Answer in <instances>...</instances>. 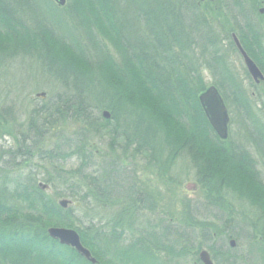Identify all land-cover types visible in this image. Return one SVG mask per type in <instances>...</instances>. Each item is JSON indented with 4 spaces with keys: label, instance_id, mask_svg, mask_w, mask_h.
<instances>
[{
    "label": "trees",
    "instance_id": "trees-1",
    "mask_svg": "<svg viewBox=\"0 0 264 264\" xmlns=\"http://www.w3.org/2000/svg\"><path fill=\"white\" fill-rule=\"evenodd\" d=\"M38 3V0H0V54H10L12 49L32 53L45 71L55 75L64 84L65 92L71 94H58L33 107L26 119L25 133L17 137L16 151H4L0 156L4 153L21 161L29 155L28 151H38L42 165L54 167L57 159L70 155L77 157L79 165L73 170L71 188L64 191H58L57 187L59 183L67 186V178L55 177L53 167L49 171L40 166L44 170L41 177L28 174L11 182L0 177V264H93L70 246L52 239L46 232L51 226L77 230L82 245L98 264H158L156 256L160 251L171 254L175 251L170 246L157 247L154 230L149 232L151 242L139 238L123 245L121 237L125 230H117L121 224L117 214L109 220L86 218L88 224L81 227L68 212L69 205L62 208L55 202L53 196H66L89 209H103L110 203L111 190L104 188L105 193L98 188L100 179L92 167L91 156L83 148L86 144L82 143L83 135L77 139L78 143L66 144L67 152L60 150L58 142L57 147L43 148L49 129L67 119L95 131L94 121L103 117L104 122L114 125L110 140L119 139L136 152H150L157 145L161 148L157 155L160 157L154 158L156 162L164 159L160 161L164 164H159L163 171L178 156H186L203 192L213 195L220 190L229 191L249 201L264 216V184L257 179L251 157L243 150L227 147L228 137L221 139L216 134L199 99L207 87L201 72L205 67L214 76L212 83L228 114L235 111L239 121L245 113L255 126V134L250 130L252 143L264 140L259 106L250 100L228 69L230 64L220 44L225 38L236 52L230 38L234 32L257 66L264 65L261 35L250 21L242 0H233L231 6L222 5L230 24L224 36L210 30L208 16L196 0H71L65 8L67 13L63 14L74 18L70 31L58 13L66 3L59 6L53 2L58 8L53 3L50 6ZM76 27L84 30L86 42L89 41L86 44L92 50L89 52L85 40L77 34L79 44L84 45L79 63L67 59L63 53L64 48L72 50L68 44L76 38L73 35ZM95 28L111 42L112 53L98 41ZM90 36L97 46L91 44ZM226 84L231 85V90L224 88ZM91 108L106 110L109 118L102 114L95 118ZM255 147L264 158L263 152ZM80 168H90L94 173L84 174ZM66 173L69 177L71 171ZM100 174L103 177L100 184L104 185L108 173L103 168ZM39 182L46 183L50 190L42 189ZM124 185L121 179L112 188ZM141 202L134 194L129 211L137 212L143 207ZM211 238L212 234L207 233V240ZM207 249L213 251L211 246Z\"/></svg>",
    "mask_w": 264,
    "mask_h": 264
},
{
    "label": "rangeland",
    "instance_id": "rangeland-1",
    "mask_svg": "<svg viewBox=\"0 0 264 264\" xmlns=\"http://www.w3.org/2000/svg\"><path fill=\"white\" fill-rule=\"evenodd\" d=\"M38 1V4L43 6H50L53 3L52 0H49L50 4H42L40 3L41 0ZM70 2L71 0H66V5L60 8L58 12L69 26V31L74 24V18L68 15L64 17L63 14L67 13L65 8ZM198 2L200 5L198 7L201 9L203 7V11L208 16L210 30L224 36L229 31L230 24L222 5L226 3L227 6H231L233 0H196L197 5ZM242 4L249 11L250 21L255 23V28L261 35L264 49V0H242ZM56 7L58 8V6ZM42 8L44 9V7ZM56 10L53 11L54 14ZM88 11L93 12L92 9ZM46 20L49 19L46 18ZM40 24L43 23L40 21ZM30 27L35 31L32 25ZM38 28L39 26L36 27V30ZM76 28L73 31L76 38H72L68 44L72 50L64 48L63 53L66 54L67 59L79 63L80 59L83 58L80 54L81 46H84L83 43L79 44L81 37L85 40L84 44L89 52L92 50L86 44L89 41L86 42L88 39L84 30H81L80 27ZM93 30L96 32L94 35L98 41L112 53L111 42L99 34L98 29ZM77 34L81 37H77ZM232 34L235 35V33H230L231 41H233ZM223 39L222 49L226 54V60L230 64L234 78L245 90L250 100H255L258 104V109H260L258 116L264 124V65H258L263 79L256 82L248 74L238 51H233L227 40ZM90 42L97 46L91 36ZM13 51L14 49L11 50L10 54L9 52L5 55L0 54V153L16 151L17 137H21L25 133L26 119L33 107L39 106L42 101L58 94H71V92H65L64 84L58 81L55 75L45 71L35 55L28 54L29 52ZM201 72L206 86H215L212 83L214 76L210 71L202 67ZM224 88L231 90V85L226 84ZM86 93L88 94V92ZM227 93L230 97L233 96L232 93ZM92 106L94 108L93 103ZM92 110V116L95 118L97 116L102 117V112L106 111L104 109ZM243 115L238 121L236 112H229L228 143L226 144L228 148L243 150L251 157L257 179L261 184H264V158L255 147V145L258 146L264 154V140L260 138V140L255 141V145L252 143L250 136H252L251 131L255 130V126L245 113ZM108 118L109 116L106 119ZM103 119L102 117L97 122L94 121L95 131L92 128L88 130L82 123L67 119L57 127L49 129L48 140L43 147L44 149L57 147L55 145L58 142L60 143V150L67 152L69 148L66 147V144L78 143L80 140L77 139L83 135L82 143L85 144L86 142L83 148L91 156L92 167L95 168L97 177L100 179L97 184L98 188H102L105 193L104 188L111 190L110 195L108 194V199L110 198L109 207H104L105 209L101 207L89 209V207L80 204L75 205L76 201L73 198L53 196L56 203L62 198L71 201L68 206L70 209L67 211L71 212L73 219L77 222L76 224L82 227L88 224L86 218L95 216L98 220L101 217L109 220L117 214L118 220H121L120 228L117 230H125L121 237L123 245L139 238L151 242L149 232L153 230L152 226H155L156 246L159 248L164 246L169 248L170 246L171 249L175 250L173 254L166 250L160 251L156 256L158 264H202L198 258V252L201 249H205L209 253L213 264H225L216 258V256L225 255V253L232 257V261L227 264H264V232L262 231V229L264 230V216L260 215L249 201L240 199L229 191L220 190L213 195L207 194L206 191L203 192L195 180L194 168L186 156H178L174 164H171L164 171L156 169L149 164L154 156L160 157L157 155L161 148L156 145L150 151L151 153L149 151L136 153V150L133 151L132 147L124 145L119 139L111 141L110 136L115 130L114 125L110 126ZM28 154L19 161L3 153L0 156L2 170L0 177L6 178L9 182L24 178L28 174L41 177L44 170L40 166L44 167L45 170L53 167L48 163L42 165L41 155L38 151H28ZM110 162L113 163V166ZM78 165L79 160L73 155L66 157V159H57V163H54L53 167L55 168L54 176L67 178V186L64 183H59L58 191L71 188L70 183L74 179L73 170ZM90 168H80V171L84 174L94 173ZM103 168L108 173V177L104 178L102 182L105 186L100 184L103 180L100 170ZM67 171H71L69 177ZM121 179L125 184L124 188H112V185L116 182L119 183ZM125 190H129V192L124 193ZM135 190L139 192V197L142 199L141 206L144 208L141 207L137 212L133 210V213L132 209L129 211V205L134 194H136ZM132 191L135 193H131ZM161 231L165 232L159 234ZM207 233L212 234L210 240H207ZM228 234L232 235L235 241L233 248L228 246ZM208 246L213 247V251L208 250ZM107 256L105 255V258Z\"/></svg>",
    "mask_w": 264,
    "mask_h": 264
},
{
    "label": "water",
    "instance_id": "water-1",
    "mask_svg": "<svg viewBox=\"0 0 264 264\" xmlns=\"http://www.w3.org/2000/svg\"><path fill=\"white\" fill-rule=\"evenodd\" d=\"M54 1L58 5H64L65 3V0ZM260 11H263V9H260ZM232 38L235 43V46L237 47L240 55L242 56L244 65L250 76L256 82L262 80L263 75L257 65L243 50L240 42L234 34H232ZM199 99L210 125L220 138L225 139L227 137V124L229 118L227 108L215 86L210 85L203 93L200 94ZM102 115L104 117L109 116L107 111H103ZM39 186L42 189H49L48 185L42 182H39ZM70 203L71 201L68 199H60L58 201L59 206L62 208H65ZM76 205H78L77 202ZM47 233L51 238L58 240L60 244L72 247L77 253H79L89 262H97L96 259L91 255L90 251L82 245L79 234L75 229L68 227L51 226L47 228ZM230 243L231 245H233V241H231ZM198 258L202 262V264H213L210 259L209 253L205 249H201L198 252Z\"/></svg>",
    "mask_w": 264,
    "mask_h": 264
},
{
    "label": "bare ground",
    "instance_id": "bare-ground-1",
    "mask_svg": "<svg viewBox=\"0 0 264 264\" xmlns=\"http://www.w3.org/2000/svg\"><path fill=\"white\" fill-rule=\"evenodd\" d=\"M54 3H56L54 0H52ZM57 4V3H56ZM203 15V14H202ZM204 17H206L205 15H203ZM222 43V42H221ZM220 43V44H221ZM243 48V47H242ZM244 50V49H243ZM245 51V50H244ZM246 52V51H245ZM247 54V53H246ZM248 55V54H247ZM241 56V55H240ZM249 56V55H248ZM250 57V56H249ZM241 58H242V56H241ZM251 58V57H250ZM252 59V58H251ZM253 60V59H252ZM242 61H243V59H242ZM253 62H254V60H253ZM244 63V62H243ZM255 63V62H254ZM256 64V63H255ZM257 65V64H256ZM245 66V65H244ZM258 67V66H257ZM246 68V67H245ZM230 71H231V73L233 74V71L230 69V68H228ZM247 70V69H246ZM248 72V71H247ZM249 74V73H248ZM250 75V74H249ZM251 77V76H250ZM252 78V77H251ZM209 87V86H208ZM207 87V88H208ZM206 88V89H207ZM215 88H216V86H215ZM205 89V90H206ZM217 89V88H216ZM218 91V90H217ZM204 92V91H203ZM202 92V93H203ZM218 93H219V91H218ZM220 94V93H219ZM200 96V95H199ZM220 96H221V94H220ZM222 98V97H221ZM223 99V98H222ZM224 102V101H223ZM225 104V103H224ZM226 106V105H225ZM227 108V107H226ZM227 113H228V109H227ZM228 118H229V114H228ZM230 121V120H229ZM229 121H228V124H229ZM228 124H227V137H228ZM215 131V130H214ZM255 134V133H254ZM226 137V138H227ZM225 138V139H226ZM222 139V138H221ZM133 151H135V150H133ZM137 153V152H136ZM178 158H176L174 161H173V163H172V165L174 164V162L177 160ZM162 160H164L162 157H161V159H160V161H162ZM159 160H157V162H156V160H155V158H152L151 160H150V164L149 165H151V166H154L156 169H159V170H162V169H160V165L159 164H161V165H163L164 163L163 162H160ZM155 226H152V229L153 230H155ZM262 231L264 232V230L262 229ZM165 231H161L159 234H163ZM264 235V234H263ZM227 237H228V239H229V242H228V246L230 247V248H233L234 247V245H235V241H234V239L232 238L233 236L232 235H230V234H228L227 235ZM231 241H233V245H231ZM216 258H218V260L219 261H222L223 263H225V264H227V263H230L231 261H232V257H231V255H229L228 253H225V255L224 254H221V255H219V256H216ZM97 261V260H96Z\"/></svg>",
    "mask_w": 264,
    "mask_h": 264
},
{
    "label": "flooded vegetation",
    "instance_id": "flooded-vegetation-1",
    "mask_svg": "<svg viewBox=\"0 0 264 264\" xmlns=\"http://www.w3.org/2000/svg\"><path fill=\"white\" fill-rule=\"evenodd\" d=\"M136 191V194H135V197L138 199V198H140L139 197V192L137 191V190H135ZM144 208V207H143Z\"/></svg>",
    "mask_w": 264,
    "mask_h": 264
}]
</instances>
